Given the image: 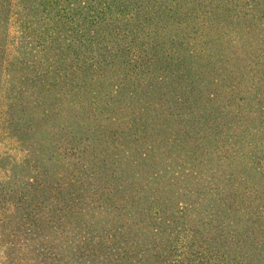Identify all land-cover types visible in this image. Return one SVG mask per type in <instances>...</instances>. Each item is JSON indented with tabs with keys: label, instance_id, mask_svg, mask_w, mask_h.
<instances>
[{
	"label": "trees",
	"instance_id": "trees-1",
	"mask_svg": "<svg viewBox=\"0 0 264 264\" xmlns=\"http://www.w3.org/2000/svg\"><path fill=\"white\" fill-rule=\"evenodd\" d=\"M0 96L98 122L0 152V264H264V0H0Z\"/></svg>",
	"mask_w": 264,
	"mask_h": 264
},
{
	"label": "rangeland",
	"instance_id": "rangeland-1",
	"mask_svg": "<svg viewBox=\"0 0 264 264\" xmlns=\"http://www.w3.org/2000/svg\"><path fill=\"white\" fill-rule=\"evenodd\" d=\"M53 101L51 100V105L53 106ZM2 97L0 96V152H8L13 148L21 149V152L17 155L18 161L13 162L14 172H19L22 170L20 165L21 156L24 155L23 159H29L33 163L42 162V158H49L52 149L49 145L50 142L47 141L49 134H46L47 130L50 127H53L54 124H59L61 121L65 120V124L76 125V130H81L82 132L89 129V124L91 126L97 125V121L88 122L84 118L86 114H80L76 110V106L67 102L64 108V114H54L57 112V108L53 109L51 114L43 113V110L40 111L36 108V103L32 101L27 102L22 99L21 101L17 99V105L11 110H2ZM5 106V103H4ZM6 107V106H5ZM24 109V110H23ZM22 110V111H21ZM40 111V112H39ZM59 112H61L59 110ZM20 118L21 122L16 123L12 119ZM57 118L56 121L46 120V118ZM3 120V121H1ZM13 123V124H11ZM11 131V132H10ZM16 131V133H14ZM13 153H16V150H12ZM27 153V155L25 154ZM29 154V155H28ZM22 159V160H23ZM3 167L9 164V161L0 160ZM48 170L52 174L60 172L62 165L55 160L47 161ZM140 179H138L139 181ZM105 219H109V216H105Z\"/></svg>",
	"mask_w": 264,
	"mask_h": 264
}]
</instances>
